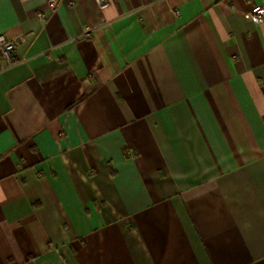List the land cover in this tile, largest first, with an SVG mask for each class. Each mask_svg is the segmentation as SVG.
Instances as JSON below:
<instances>
[{
    "label": "crops",
    "instance_id": "obj_1",
    "mask_svg": "<svg viewBox=\"0 0 264 264\" xmlns=\"http://www.w3.org/2000/svg\"><path fill=\"white\" fill-rule=\"evenodd\" d=\"M0 0V264H264V0Z\"/></svg>",
    "mask_w": 264,
    "mask_h": 264
},
{
    "label": "built area",
    "instance_id": "obj_2",
    "mask_svg": "<svg viewBox=\"0 0 264 264\" xmlns=\"http://www.w3.org/2000/svg\"><path fill=\"white\" fill-rule=\"evenodd\" d=\"M100 7L107 6L106 0H97ZM49 6L55 8L54 0L49 1ZM250 19L255 23H260L264 20V6L258 5L249 13ZM19 43L15 39L8 38L5 34H0V61H5L10 65L12 63L13 55Z\"/></svg>",
    "mask_w": 264,
    "mask_h": 264
}]
</instances>
